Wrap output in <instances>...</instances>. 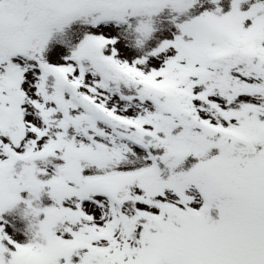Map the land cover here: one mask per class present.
Wrapping results in <instances>:
<instances>
[{"label": "snow or ice", "instance_id": "obj_1", "mask_svg": "<svg viewBox=\"0 0 264 264\" xmlns=\"http://www.w3.org/2000/svg\"><path fill=\"white\" fill-rule=\"evenodd\" d=\"M0 264H264V0H0Z\"/></svg>", "mask_w": 264, "mask_h": 264}]
</instances>
